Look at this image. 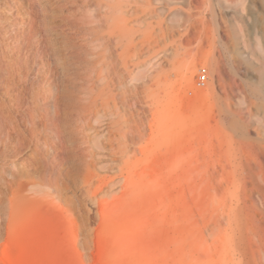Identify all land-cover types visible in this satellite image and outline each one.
Here are the masks:
<instances>
[{
    "label": "bare ground",
    "instance_id": "obj_1",
    "mask_svg": "<svg viewBox=\"0 0 264 264\" xmlns=\"http://www.w3.org/2000/svg\"><path fill=\"white\" fill-rule=\"evenodd\" d=\"M26 1L30 9L19 20L9 7H17L18 1L0 0V12L10 8L1 17L9 21L5 28L18 26L7 39L0 28V44L7 46L2 51L0 83L9 90V102L0 98V153L15 141L18 149L27 144L26 152L35 160L30 166L37 164L35 169L40 170L39 189L52 188L51 174L58 172L90 208L95 205L96 194L90 190L96 185L94 178L102 173L111 176L100 194L109 197L129 172L134 145L147 134V117L155 111L160 115V99L149 100L156 96L153 77H159L165 64L179 72L186 65L188 58L178 60V45L184 42L179 36L189 31L193 19L185 6L199 7L202 1ZM238 4L218 1L210 20H202L203 30L198 27L205 36L210 29L214 32V48L205 65L213 82L220 85L213 86L214 91L218 97L225 96L227 112L236 117L237 122L227 126L231 142L237 143L239 134L246 139L239 144L245 158L239 163L246 173L243 182L249 199L258 211L250 219L257 241L255 264H264V0ZM17 12L21 14L20 9ZM202 32L195 35L199 38ZM160 81L155 82L158 88ZM22 159L17 157L14 163ZM3 175L0 220L10 206L7 199L13 186L9 183L16 184L23 176L9 170ZM5 176L11 179L6 177V182ZM15 249L9 242L1 252L6 264H11L8 254Z\"/></svg>",
    "mask_w": 264,
    "mask_h": 264
},
{
    "label": "rangeland",
    "instance_id": "obj_2",
    "mask_svg": "<svg viewBox=\"0 0 264 264\" xmlns=\"http://www.w3.org/2000/svg\"><path fill=\"white\" fill-rule=\"evenodd\" d=\"M17 1L18 8L9 7L21 20L30 7L26 0ZM201 1L199 7L185 6L193 14L188 28L192 32L183 31L182 40H175L184 41H180L183 48L177 44L178 60L188 61L180 72L165 64L160 79L152 78L156 96L149 100L159 98L157 108L162 111L147 117V134L134 145L129 172L109 197L100 195L111 179L108 173L94 178L90 194H96L95 205L90 208L58 172L51 174L53 187L41 190L40 170L35 169L37 164L30 166L35 160L26 152L27 144L18 149L15 141L2 148L0 175L9 170L23 176L14 182L17 185L9 183L13 191L0 220V264H6L1 252L9 242L16 247L8 254L11 264H255L257 241L250 219L258 211L249 199L240 164L245 158L239 144L246 139L239 134L237 143L231 142L228 125L232 120L236 123V117L227 112L225 96L218 97L214 91L213 86L220 85L205 65L214 48V32L210 29L205 36L201 31L202 20H210L218 1L239 5L250 0ZM9 9L0 12L4 39L18 27L5 28L9 21L1 17ZM200 31L203 37L198 38ZM4 49L6 44H0V63L5 60ZM163 75L168 80L161 79ZM159 80L161 90L155 83ZM8 92L7 85L0 83V98L7 102ZM21 156L22 162L14 163ZM6 177L11 179L5 176L6 182Z\"/></svg>",
    "mask_w": 264,
    "mask_h": 264
}]
</instances>
